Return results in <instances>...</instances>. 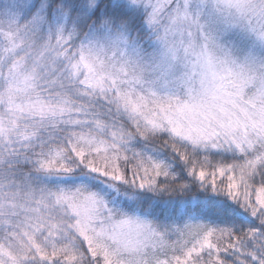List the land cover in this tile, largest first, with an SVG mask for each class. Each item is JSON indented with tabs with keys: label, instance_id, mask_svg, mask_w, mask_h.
<instances>
[{
	"label": "snow or ice",
	"instance_id": "obj_1",
	"mask_svg": "<svg viewBox=\"0 0 264 264\" xmlns=\"http://www.w3.org/2000/svg\"><path fill=\"white\" fill-rule=\"evenodd\" d=\"M0 264H264V0H0Z\"/></svg>",
	"mask_w": 264,
	"mask_h": 264
}]
</instances>
